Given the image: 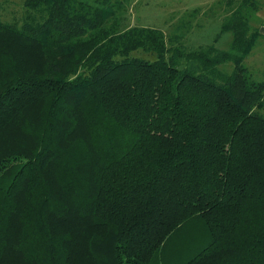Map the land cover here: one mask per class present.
I'll return each mask as SVG.
<instances>
[{
  "label": "trees",
  "instance_id": "obj_1",
  "mask_svg": "<svg viewBox=\"0 0 264 264\" xmlns=\"http://www.w3.org/2000/svg\"><path fill=\"white\" fill-rule=\"evenodd\" d=\"M224 2L226 48L119 0L0 19V264H264L263 0Z\"/></svg>",
  "mask_w": 264,
  "mask_h": 264
},
{
  "label": "rangeland",
  "instance_id": "obj_2",
  "mask_svg": "<svg viewBox=\"0 0 264 264\" xmlns=\"http://www.w3.org/2000/svg\"><path fill=\"white\" fill-rule=\"evenodd\" d=\"M129 25H148L159 28L168 37L175 32L184 34L189 47L215 43L226 48L231 39L230 31H220L225 0H119ZM23 0H0V19L11 21L20 17ZM253 24H256L252 20ZM257 54L255 60L251 55ZM245 63L255 72L264 69V38L247 57ZM259 63V65H258ZM264 71V70H262ZM257 77H260L257 75ZM264 111V103L260 108Z\"/></svg>",
  "mask_w": 264,
  "mask_h": 264
},
{
  "label": "crops",
  "instance_id": "obj_3",
  "mask_svg": "<svg viewBox=\"0 0 264 264\" xmlns=\"http://www.w3.org/2000/svg\"><path fill=\"white\" fill-rule=\"evenodd\" d=\"M258 18L261 22L258 24V27H259L260 31L264 34V0H263L262 8L258 11Z\"/></svg>",
  "mask_w": 264,
  "mask_h": 264
}]
</instances>
